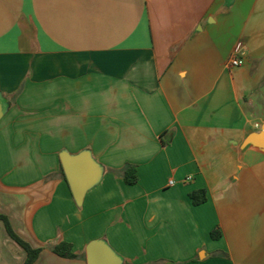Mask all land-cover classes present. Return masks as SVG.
<instances>
[{
  "label": "crops",
  "instance_id": "0c3cea01",
  "mask_svg": "<svg viewBox=\"0 0 264 264\" xmlns=\"http://www.w3.org/2000/svg\"><path fill=\"white\" fill-rule=\"evenodd\" d=\"M0 102V215L33 264L97 240L122 264H264V0H0ZM83 153L101 175L78 201L61 158ZM25 259L0 221V264Z\"/></svg>",
  "mask_w": 264,
  "mask_h": 264
},
{
  "label": "water",
  "instance_id": "95a60500",
  "mask_svg": "<svg viewBox=\"0 0 264 264\" xmlns=\"http://www.w3.org/2000/svg\"><path fill=\"white\" fill-rule=\"evenodd\" d=\"M3 113V105L0 102V119ZM249 141L264 144V125L261 132L255 134ZM61 161L72 193L78 201H81L85 192L99 179L100 168L86 153L77 156L64 154ZM86 255L87 264L123 263L122 258L104 240L92 241L87 246Z\"/></svg>",
  "mask_w": 264,
  "mask_h": 264
},
{
  "label": "trees",
  "instance_id": "16d2710c",
  "mask_svg": "<svg viewBox=\"0 0 264 264\" xmlns=\"http://www.w3.org/2000/svg\"><path fill=\"white\" fill-rule=\"evenodd\" d=\"M228 2H231L228 0ZM60 172L64 179H66V175L64 173L63 167H61ZM122 179L125 181L126 184L128 185H135L139 181V176L137 172V167L135 165L127 164L124 169L120 173ZM190 198L192 199V202L194 205H201L207 201V195H206V190L205 189H200V190H195L190 193ZM0 221H3L6 230L9 234V236L14 240L26 253V259L24 261V264H33L40 252L41 248L34 249L27 241H25L22 237H20L15 231L13 230L9 219L4 216L0 215ZM212 238L213 239H218L220 237V233L217 229L212 231ZM52 250L58 254L59 256L66 257V258H74L76 255L72 252V244L68 242H61L57 245H54L52 247Z\"/></svg>",
  "mask_w": 264,
  "mask_h": 264
},
{
  "label": "built area",
  "instance_id": "2783aa9c",
  "mask_svg": "<svg viewBox=\"0 0 264 264\" xmlns=\"http://www.w3.org/2000/svg\"><path fill=\"white\" fill-rule=\"evenodd\" d=\"M247 47L244 42L238 41L232 51L230 58L228 59V66L230 68H237L242 64L243 59L246 57ZM172 183V182H171Z\"/></svg>",
  "mask_w": 264,
  "mask_h": 264
}]
</instances>
